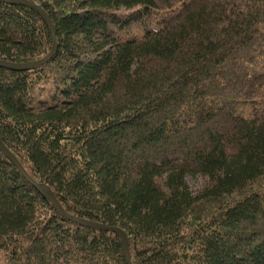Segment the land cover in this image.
I'll return each mask as SVG.
<instances>
[{
  "label": "trees",
  "instance_id": "1",
  "mask_svg": "<svg viewBox=\"0 0 264 264\" xmlns=\"http://www.w3.org/2000/svg\"><path fill=\"white\" fill-rule=\"evenodd\" d=\"M27 1L57 49L0 67V140L31 179L132 264H264V0ZM53 49L0 1L1 62ZM0 255L128 264L1 151Z\"/></svg>",
  "mask_w": 264,
  "mask_h": 264
},
{
  "label": "water",
  "instance_id": "2",
  "mask_svg": "<svg viewBox=\"0 0 264 264\" xmlns=\"http://www.w3.org/2000/svg\"><path fill=\"white\" fill-rule=\"evenodd\" d=\"M0 1L4 2V3H8V4H13V5L26 6L28 8H31V9L37 11L43 17L44 21L46 22V24L50 30L53 43H54L53 51L50 53V55L48 57H46L45 59H43L41 61H37L34 63H30V64H14V63H6V62L0 61V67L10 69V70H14V71H27V70L36 69V68L46 64L52 58V56L55 54L56 49H57L54 28H53L52 22L50 21L48 16L44 13V11L38 5H36L30 1H27V0H0ZM0 151L5 155V157L7 159H9L11 161V163L18 169V171L22 174V176L27 181L30 184H32L36 189H38L39 192L52 203L54 208L57 210V212L61 216H63L67 220L79 223L82 226L87 227V228L96 229V230H106V231L114 232V233H117L118 235H120L121 240H122L125 258H126L128 264H132L130 256H129L128 239H127L126 234L122 230L115 228V227H110L108 225H102V224L80 221L77 218L68 215L66 212H64V210L59 205L58 201L55 199V197L48 190L42 188L41 186H39L36 182H34L31 179V177L27 174L26 170L23 168V166L20 164V162L6 148V146L2 143L1 140H0Z\"/></svg>",
  "mask_w": 264,
  "mask_h": 264
},
{
  "label": "rangeland",
  "instance_id": "3",
  "mask_svg": "<svg viewBox=\"0 0 264 264\" xmlns=\"http://www.w3.org/2000/svg\"><path fill=\"white\" fill-rule=\"evenodd\" d=\"M187 183H188V186H190L191 188H195V189H198L201 184L200 181L197 182L196 179H193L191 177L187 178ZM0 264H3V258L1 255H0Z\"/></svg>",
  "mask_w": 264,
  "mask_h": 264
}]
</instances>
